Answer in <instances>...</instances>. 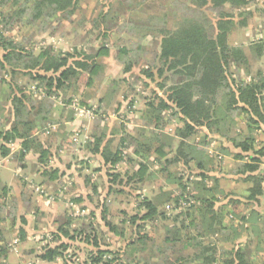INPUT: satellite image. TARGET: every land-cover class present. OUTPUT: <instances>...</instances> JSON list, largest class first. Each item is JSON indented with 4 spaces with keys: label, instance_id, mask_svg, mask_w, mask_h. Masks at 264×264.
Instances as JSON below:
<instances>
[{
    "label": "trees",
    "instance_id": "obj_1",
    "mask_svg": "<svg viewBox=\"0 0 264 264\" xmlns=\"http://www.w3.org/2000/svg\"><path fill=\"white\" fill-rule=\"evenodd\" d=\"M84 1L0 0L2 16L0 23L4 26V31L15 24L21 30L35 27L45 30L48 25L58 22L65 16L72 18ZM158 1L128 0L137 19H129L122 24H118L117 19L113 22V18L107 12L97 18L103 23L106 38L110 34L108 26L119 27L118 33L123 32L129 36L130 40H127L126 46L120 48L116 55V60L123 66L125 75L131 73L140 57L147 54L145 41L150 38L152 41L159 40L157 62L150 64V68L144 69L140 76L144 81V90L150 84L146 80L149 79L156 83L159 91L154 90L150 97L145 98L141 118L136 117L137 119L133 120L136 125L141 123L140 128H136V133L131 135L124 132L126 129L122 124L121 128L111 131L112 137H115L123 129L119 145L115 148L113 147L115 138L106 141L105 112L120 94V84L126 77L124 76L123 80L107 78L99 90V85L104 81V65L99 59L109 55L105 42L91 53H87L85 49L81 53L42 49L40 54L35 55L22 44L7 40L0 30V73L7 70L12 77L11 82H3L0 87L1 156L2 158L10 156L12 154L10 146L21 141L20 149L14 153L17 162L23 165L27 153L33 152L39 156L38 162L46 166L42 169V180L49 182L63 176L60 169L47 168L52 152L50 153L35 135L47 126L61 125L64 119V115L60 121L55 120L52 115L53 103L50 101L53 96L60 93L66 97L70 93L72 95L78 93L76 102L73 98L64 97L63 110L60 111L64 113L65 107L72 105L93 110L94 118L89 120L90 126L87 131L89 141L85 146L89 154L99 156L106 167H116L121 163L137 164V169L125 171L128 184L150 182L155 179L154 173L157 171L158 175L168 179V185L174 187L177 196L172 200H175V207L181 201L189 203L196 200V204H192L175 217L181 226H177L175 231L167 229L163 244L165 247L169 242L173 245L177 241H182L183 229L196 230L200 237L188 236L187 241L197 247V252L188 259L175 258V262L165 258V264H256L249 259L247 247H232L223 250L222 256H219L216 242L206 244L202 240L204 236L223 235L227 231L225 214L228 213L223 207L219 212L216 209L214 195L219 191V182L209 175L214 169L213 160L204 147L207 146L206 139L210 133L229 140L239 151L234 157L241 161V168L235 174L243 176L242 182L247 186L242 195L246 203L233 200L229 203L233 204L232 210H237L238 206L242 205L261 203L264 199V172L261 171L264 147H258L256 144L255 133L258 129L256 127L264 123V69L258 70L256 75L251 74L249 82L243 80L236 82L231 79L232 75L228 74V70L232 66L240 69L247 66L251 70L250 62L259 61L264 56V41L248 47L231 45L233 32L239 26L246 29L249 25L248 19L254 16L253 13L257 11L264 19V0L261 8L255 12L246 9L256 0H161L163 3L157 6ZM5 9L8 12L5 13ZM237 9L241 11L239 22L235 21V15L231 13ZM21 77L35 83L33 84L35 91L30 92L26 87L19 88L17 79ZM132 78L133 82L129 81L128 89L135 92V82L139 77L134 78L133 75ZM97 90L100 92L99 96ZM33 93L39 96L44 94L47 96L45 100L48 99L49 103L46 105L42 101L41 104L37 103L39 105L37 107L38 96L34 98ZM125 98H128V94ZM93 99H97V105L92 102ZM7 105L10 106L9 117L5 113ZM134 105L135 100L129 101L128 111L133 112ZM73 117H77L74 110L65 119L74 121ZM239 117H243L246 127L240 132L237 130V133H233V130L239 128L237 127ZM176 120L180 125L175 128V144H172L173 140L167 141L162 131L171 121ZM8 122L10 127L6 128ZM101 124H104L102 126L105 128H102ZM136 125L134 127H138ZM200 128H205L208 135L203 134L198 144H194ZM181 163L191 172H197L200 181L190 180L191 176L184 181L183 177H178L180 170L172 172V168ZM119 177L120 175H115L111 182L116 183L120 180ZM207 180L213 181V187L206 183ZM191 186L195 188L196 195L189 192ZM2 192L5 196L9 190L3 187ZM168 193L165 195L171 199L172 194L167 195ZM137 201L140 203L138 208L145 209V214L138 212L139 214L130 216L125 223L134 226L138 221L143 222L137 227L145 229L147 223L153 222L163 214L158 208L160 200L139 196ZM251 215L254 219H249L247 223H256L258 213L253 210ZM103 220L106 221V218ZM107 226L116 232V224L107 222ZM20 233L22 238L26 236L23 231ZM62 234L65 237L70 236L64 230ZM83 235L81 232L79 236ZM138 235L137 245L144 246L143 243L150 239L147 237L148 234ZM95 236L96 234L89 237L94 239L93 246L98 248ZM89 237L86 235V239L89 240ZM226 240L229 244L234 242L232 237ZM136 244L129 243L128 247H135ZM62 248L67 247L49 248L40 259L54 262L62 255ZM0 252H3L2 248ZM105 255L110 256V260L105 263L111 264L116 259L115 255L109 252L99 251L93 262L100 263Z\"/></svg>",
    "mask_w": 264,
    "mask_h": 264
},
{
    "label": "rangeland",
    "instance_id": "obj_2",
    "mask_svg": "<svg viewBox=\"0 0 264 264\" xmlns=\"http://www.w3.org/2000/svg\"><path fill=\"white\" fill-rule=\"evenodd\" d=\"M156 3L158 6L163 2L159 0ZM262 4L263 0L253 1L246 11L255 12L261 8ZM132 10L134 9L128 4V0H85L76 13L72 15V18L65 16L61 20L59 19L58 22L48 25L45 30L38 27L21 30L15 24L14 28L11 27L7 29L8 31H4V26L0 23V30L3 31L7 40L11 39L22 44L26 50L32 51L35 55L40 54L42 49H51L62 53H81L85 49L87 53H91L93 49L97 50L105 42L108 46L109 55L99 59L104 65V81L99 85V90L107 78L123 80L124 76L126 77L125 81L120 84V94L115 97L111 107L105 112V117L107 118V125L105 126L107 127L106 141L115 138L114 148L119 145L123 129L115 137H112L111 131L121 128L120 124H122L126 129L124 132L131 135L134 132L136 133L141 123L137 124L138 127H134L136 124L133 120L141 118L146 101L145 98L150 97L152 91H159L156 83L151 82L149 79L146 80L150 83V87L148 86L144 90V81L140 77L144 69L150 68V64L157 62L159 40L152 41L150 38L145 41L146 49H148L147 54L142 58L140 57L137 64L133 66L131 73L125 75L123 66L116 60V55L120 48L126 46L127 40H130L129 36L123 32L118 33L119 27L108 26L110 34L106 38L104 36L106 30H104L103 23L97 19L102 13L105 14L107 12L113 18V22L117 21L118 24H122L128 22L129 19H137ZM6 12H8L7 9H5ZM231 13L235 15L236 22L241 20L240 10H233ZM253 15L251 19H248L249 25L246 29L239 26L233 32L231 45L248 47L251 44L264 41V19L261 18L257 11ZM244 16L242 19H244ZM1 20L2 16L0 15ZM250 64L251 70L247 66L241 69L235 66L230 67L228 74L232 75L231 79L236 82L240 80L249 82L252 75H256L258 70L264 69V56L259 61L252 60ZM133 75L134 78L135 76L139 77L135 82V92L128 89L129 81L133 82ZM143 78L145 80L144 75ZM11 81L12 77L9 71L6 70L0 73V87L3 82ZM17 83L20 86L19 88L24 89L26 87L30 92L35 87L33 86L35 83L24 77L17 79ZM98 92L97 90V96L100 94ZM127 94L128 98H125ZM33 96L34 98L38 96L37 99L39 100L36 99V104H41L42 101L46 105L49 103L48 99L45 100L47 96L44 94L39 96V94L33 93ZM77 96H79L78 93L74 95L70 93L66 97L59 93L58 96L51 98L52 101L50 102L53 103L52 115L55 120L60 121L63 115L64 119L69 117L72 110H74L73 106H67L64 109L65 112L62 113L60 111L63 110L62 99L64 97L65 99L73 98L76 102ZM131 100H135L133 112L128 111L129 108L127 109V104ZM92 102L97 105V99H93ZM5 108L6 116H8L10 106L7 105ZM73 119L79 125L77 128L75 127L76 129L74 128L70 131L69 134L64 135V139L60 136L61 134L57 137L55 136L59 134L58 129L51 125L47 126L46 130L44 129L35 135L41 144L50 153L52 152V158L48 165L46 164L47 168L55 169L56 167H61L62 169H59L64 172L63 176L54 180V183L47 185L42 180L41 175L42 169L46 166L38 162V155H36V158L34 155V159L31 155L27 162L32 164L28 165L26 171L23 172V177L19 179L20 181L13 174L11 178L5 180L8 182L10 179H16L13 183L14 188L10 187L14 193L10 194V189L7 187L9 192L4 196L2 192L3 185L0 183V249L2 248L3 250V252H0V264H108L105 262L110 260V256L106 255L100 263L93 262V259L98 257L99 251L115 255L116 259L111 264H165V258L173 261L178 257L191 258L197 252V247L189 244L187 238L188 236L200 237L199 232H196V230L189 231L187 228L181 230L183 240L177 241L173 245L169 242V245L164 247L163 242L166 238L167 229L175 231L178 228L177 226H181L180 222H176L175 217L191 207L192 204H196V200H192L189 203L181 201L175 207V200H172L177 196L174 187L168 185V179L158 175L157 171L154 173L156 175L155 179L150 182L128 184V176H125V171L137 169V164L121 163L116 167H106L102 160L91 159L96 156L89 154L85 150L86 143L89 141L87 131L90 124L88 125L87 123L90 122L87 119L81 120L80 117H73ZM237 122H239V126H237L239 128L235 129V131L233 130V133L240 132L246 127L245 123H243V117L237 118ZM102 125L104 126V124H101V127L105 128ZM179 125V121H171L168 127H165L164 131H162L167 141L173 140L172 144H175L174 132ZM59 126L57 125V127ZM63 128L65 131L66 127ZM256 128H258L255 133L256 144H258V147L263 148L264 123ZM233 133H231L232 136H234ZM203 134L208 135V131L205 128H200L194 144H198L197 142L202 139ZM62 142L66 144L64 145ZM206 142L207 146L204 148L213 160L214 168L209 175L214 177V179H218L219 182V191L214 195L216 198V209L219 212L221 207H223L228 213L225 214L227 231L223 235L215 236L212 234L204 236L202 240L206 244L216 242L219 256H222L223 250L232 247H247L249 259L252 263L261 264L264 262V199H262L261 203L248 206L242 205L238 206L237 210H232L233 204L229 205V203L233 200H239L243 204L246 203L242 195L247 186L242 182L243 176L235 174L241 168V161L236 160L234 157V154L239 151L233 147L229 140L217 134L209 133ZM0 158H2L1 153ZM14 161L19 167H25V165H21L15 159ZM34 165L35 167L31 170L30 166ZM78 166H82V168L79 169ZM12 168L14 167L12 166ZM63 168L68 172L73 171L71 176L66 171H63ZM77 170L82 171L80 175L76 172ZM179 170L180 174L178 177H183L184 181H187L190 176V180L200 181L198 173H194L195 171L191 172L190 169L183 167L182 163L172 168V172ZM261 171L264 172V158L262 159ZM115 175H120V180L112 183L111 181H113ZM206 183L213 187V181L207 180ZM122 191L123 193H120ZM166 192H169L167 195L172 194L171 199L167 198ZM189 192L196 195L193 186L189 187ZM139 196L141 198L156 199V201L160 200L158 208L160 213H163L158 216V219L147 223L145 229L137 227L142 225L143 222L138 221L134 226L125 223V221L130 219V216L139 214L138 212L145 214V209L138 208L140 204L137 201ZM253 210L258 213V221L256 223H247L249 219H254L251 215ZM103 218H106V221ZM107 222L117 225L115 233L107 226ZM186 224H189V220ZM63 230L68 232L70 236L65 237L62 234ZM20 231L26 234L24 238H22ZM81 232L85 236H79ZM95 234L99 244L98 248L93 246L92 240L94 241V239L89 237ZM138 234H148L147 237L150 239L143 243L145 247L136 244ZM86 235L89 240L86 239ZM184 235H186L185 238ZM230 237L234 238L232 244L226 243V239ZM133 242H135L136 246L128 247L129 243ZM59 246L67 248H62V255L56 261L49 262L40 259V256L46 250ZM173 261L171 262L173 263Z\"/></svg>",
    "mask_w": 264,
    "mask_h": 264
},
{
    "label": "crops",
    "instance_id": "obj_3",
    "mask_svg": "<svg viewBox=\"0 0 264 264\" xmlns=\"http://www.w3.org/2000/svg\"><path fill=\"white\" fill-rule=\"evenodd\" d=\"M9 114V113H8ZM7 117H9V115L7 116ZM8 120H9V118H8ZM66 120V121H65ZM88 125H89V123H87ZM79 124H76V121L74 120V121H67V119H63L62 120V122H61V125L59 126V127H57V125H55V127H56V129H58V132H59V134H57V135H55L56 137L57 136H59L60 134V136H62L63 138L62 139H64V135H67V134H69L70 133V131H72L75 127L77 128V126H78ZM10 127V124H9V122L7 123V125H6V128H9ZM63 127H66V130L64 131V128ZM89 127V126H88ZM75 128V129H76ZM66 132V133H65ZM61 141H64V140H61ZM60 141V142H61ZM57 144V143H56ZM62 144H66V143H64V142H62ZM20 145H21V141H18L17 143H16V145H14L13 147H12V154L10 155V156H8V157H6V158H0V183L3 185L2 187H4V186H6V187H9V189H10V187L11 188H14V182H15V180L13 179V180H8V182H10L9 184H8V182L7 181H5V180H7V179H9V178H11V175L13 174L14 175V177L16 178V176H17V178H18V180L21 178V177H23V172H25L26 171V168L28 167V165H30V164H32V163H28L27 161H29L28 159H29V156H33V159H34V155H35V158L37 157L36 156V154L35 153H33V152H29V153H27V155H26V157L24 158V160H23V165H25V167L24 168H21V167H19L18 166V164H16V162L14 161V153H16L19 149H20ZM18 147V148H17ZM17 149V150H16ZM33 153V154H32ZM60 157V156H59ZM91 159H97L98 161H101V158L99 157V156H96V157H93V158H91ZM24 161H25V163H24ZM97 161V162H98ZM99 163V162H98ZM12 166L14 167V168H12ZM31 167V170L35 167V165L34 166H30ZM79 167V166H78ZM56 168H61V167H56ZM69 168V167H68ZM82 168V166H80L79 167V169H81ZM62 169V168H61ZM63 171H66V173H68V175L69 176H71V174L73 173V171H70V172H68L67 170H64V168H63ZM17 172V173H16ZM33 172H34V170H33ZM77 173H78V175H80L81 174V170H77L76 171ZM11 173V174H10ZM20 173H22V174H20ZM62 173H64V172H62ZM35 174V173H34ZM71 178V177H70ZM20 181V180H19ZM44 181V180H43ZM45 182V181H44ZM47 183V185L49 184V183H54L53 181H49V182H46ZM10 194H12V193H14L13 192V190H11L10 189V192H9ZM13 260H14V258H13ZM12 261V260H11Z\"/></svg>",
    "mask_w": 264,
    "mask_h": 264
},
{
    "label": "built area",
    "instance_id": "obj_4",
    "mask_svg": "<svg viewBox=\"0 0 264 264\" xmlns=\"http://www.w3.org/2000/svg\"><path fill=\"white\" fill-rule=\"evenodd\" d=\"M35 91V88H33ZM43 95V94H42ZM73 109L77 115V117H80L82 119L92 120L94 118V112L93 110H88L85 108L77 107V105H72Z\"/></svg>",
    "mask_w": 264,
    "mask_h": 264
}]
</instances>
